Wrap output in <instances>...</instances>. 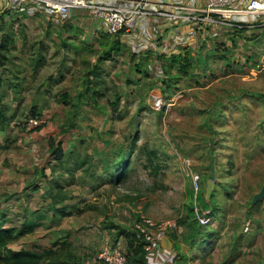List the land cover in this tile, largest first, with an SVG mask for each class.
<instances>
[{"label": "rangeland", "instance_id": "1", "mask_svg": "<svg viewBox=\"0 0 264 264\" xmlns=\"http://www.w3.org/2000/svg\"><path fill=\"white\" fill-rule=\"evenodd\" d=\"M69 19L21 21L0 35V225L37 227L13 247L69 240L86 259L105 229L136 231L144 214L177 222L165 235L172 264H264V198L254 201L264 186V35L225 38L227 58L209 56L202 66L194 58L188 75L167 63V77L149 60L138 70L124 48L97 62L112 36L87 37L83 20ZM35 115L38 125L29 121ZM59 144L62 161L52 154ZM127 153L126 179L112 181ZM51 179L54 193H68L70 213L34 209ZM198 204L211 209L206 227Z\"/></svg>", "mask_w": 264, "mask_h": 264}, {"label": "crops", "instance_id": "2", "mask_svg": "<svg viewBox=\"0 0 264 264\" xmlns=\"http://www.w3.org/2000/svg\"><path fill=\"white\" fill-rule=\"evenodd\" d=\"M99 1L111 5L127 7L133 13V22L127 30H124L116 35H110L112 36L111 41H113L114 39H118L120 41L121 48L117 52H120L123 48L127 49L128 54H130L133 60L136 61L138 65L136 68H138V70H141L142 68L140 66H143L144 62L148 63L149 60L152 61L155 70L161 69L163 71V66L167 65L168 60L172 55L178 53L185 54L186 52H191L193 57L196 58L195 61H198V64L202 66L204 64H207V59L209 56H215L217 54L215 50L216 45L218 42L226 43L225 38H229V43H231L230 38L235 39L237 38V36L243 34H247L249 36L264 35V14H242L237 16L236 20L242 25L241 27H238L240 28L238 29L237 27H234L227 22L220 21L216 17H209L204 19L203 17H205V14H198V9L199 7L204 5L205 0ZM248 1L250 0H242V2L244 3ZM18 5L21 6L20 9L18 8ZM197 14L198 18H193V16H196ZM0 17L3 19L2 24L4 26V29L0 32V34L2 32H6V29L7 31L10 30L12 24L16 25L21 21H42L49 18H59L57 14L49 12L42 5L32 2V0H0ZM68 18H70L69 21L72 22L73 20L76 21L77 19L79 22L83 20L84 24H82L83 26L81 27H84L83 33L87 35V37L94 35L97 36L100 32H107L102 19L90 15L88 12H86V10L79 8L74 9L70 13ZM47 23H45V25H47ZM72 26L73 28L78 27L76 23ZM57 27L58 30H60V26ZM80 32L81 30L77 31L76 29V31H68L66 34L79 35ZM229 43L226 44L228 45ZM2 51H4V49H2ZM115 53L116 52H114V54ZM257 60L264 61V50L260 52ZM151 65L152 64H150V67ZM150 69L153 68L151 67ZM145 70L146 72H149L147 69ZM0 77L5 79V76L2 77V75H0ZM53 183L54 179L47 181V186L45 187L44 194L40 195V205L34 209H39L41 206L49 205L50 208L53 206L56 207L57 215L62 213H70L71 211H68V208L70 209L72 206H67L66 204L67 198L69 196L63 201H60L56 205H54V198L52 197L51 193L53 191H50V189H52L53 187L52 185H54ZM36 185L37 186L35 188L41 187V183ZM57 185L63 186L61 182H59ZM29 187L30 186H27L26 190H28ZM28 194L32 196L33 192ZM72 196L73 194H70V197ZM72 199H75V197L70 198V203L68 202L69 204L76 202H72ZM13 211L15 210L12 209V212L9 211V215H14ZM52 215L54 216L55 214L52 213ZM19 222L21 224L12 222L10 226L20 228L24 224V220H19ZM3 226L6 225H0V227ZM36 229L37 227H34L33 230L27 232L22 236H19L10 244V246L15 249L13 246L20 237L29 235ZM110 237H115L117 243L124 250H128L129 244L127 237H125V235L123 234H113L112 228H109V230L105 229V232L102 234L100 240H98L100 241L99 244L94 247V251L97 252L104 244L106 239ZM70 242L68 240V243ZM162 242L163 238L159 239L155 242L154 248L150 252H147L146 264H172V257L174 255L173 243L171 248H166L163 246ZM86 245L89 247L94 246V244ZM36 246L37 245H34L33 247L36 248ZM71 246L73 249L75 246H73V242ZM46 247L47 246H43L42 249ZM24 248L28 247L24 245ZM73 251L76 254V260L79 262V264H82V262L80 261L81 259H84L87 264H95L94 251L91 255H87L86 259L85 257L77 254L75 249H73ZM167 259H170V261H167ZM44 264L55 263L44 262Z\"/></svg>", "mask_w": 264, "mask_h": 264}, {"label": "built area", "instance_id": "3", "mask_svg": "<svg viewBox=\"0 0 264 264\" xmlns=\"http://www.w3.org/2000/svg\"><path fill=\"white\" fill-rule=\"evenodd\" d=\"M32 2L57 14L63 21L68 20L74 9L86 10L90 15L101 18L106 31L112 35L127 30L133 22V13L129 8L107 4L99 0H32ZM18 8L20 9L21 6L18 5ZM198 10V14H205L204 19L216 17L220 21L238 28L242 25L236 20L237 16L264 14V0H250L245 3L242 0H205L204 5ZM198 14L193 18H198ZM29 121L35 125L42 122L39 116H30ZM193 177L196 182L199 181V175L196 174ZM197 187L199 188V185ZM196 209L200 224L202 226L209 225L212 221L211 209L201 204H198ZM135 229L143 241L145 251L150 252L154 248L155 242L164 238L169 232L177 230L178 224L173 219L156 220L142 214L135 224ZM94 261L95 264H128V253L117 242H113L110 237L95 253Z\"/></svg>", "mask_w": 264, "mask_h": 264}, {"label": "trees", "instance_id": "4", "mask_svg": "<svg viewBox=\"0 0 264 264\" xmlns=\"http://www.w3.org/2000/svg\"><path fill=\"white\" fill-rule=\"evenodd\" d=\"M3 19L0 18V32L4 29L2 24ZM243 24V23H242ZM240 29V28H238ZM1 35V34H0ZM234 41V38H232ZM64 44L67 43L63 40ZM222 47V48H221ZM80 48V47H76ZM121 48L120 41L118 39H114L113 41L109 42L107 45L102 46L101 51L98 53L97 62H102L106 59L112 58L114 52H117ZM4 49L3 45H0V63L5 64L4 59L7 58L6 52L2 51ZM216 52L217 54L215 57H219L222 59L227 58L230 48L226 46L224 42H218L216 45ZM168 63L171 66H176L183 75H188L190 71L194 69V57L191 52L178 53L172 55ZM170 67V66H169ZM94 71L98 70V64L93 65ZM163 70L166 71L167 74V66H163ZM148 74V72H146ZM2 81L3 78L0 77ZM97 96V95H95ZM2 97L0 96V103ZM37 116V115H35ZM6 113L0 104V124L3 125L7 122ZM30 117V116H29ZM51 146L53 144L51 142ZM150 153L155 158L158 154V150L153 149L150 150ZM53 157L56 161H62L65 156V151L60 146H54L52 150ZM129 154H125L122 157L121 162L117 168L113 171L111 176L112 181H123L126 179L128 175V165H129ZM116 172V174H114ZM61 186V185H59ZM59 191L52 193V197L54 198V205L58 202L63 201L68 197L67 192L60 191L61 187L58 188ZM52 189H50L51 191ZM28 225H30L29 228ZM35 225L31 223H24L22 227H15V226H3L0 227V264H44V262H50L55 264H79L76 260V254L72 249V246L68 242L61 243L60 248H55L54 245H58L60 241L55 242L52 247L50 248H37V249H28V248H20V249H13L10 244L19 236L26 234L27 232L33 230ZM125 234V237L128 239V264H146L147 262V252L143 247V241L139 238L137 231L135 230H120L119 234Z\"/></svg>", "mask_w": 264, "mask_h": 264}, {"label": "water", "instance_id": "5", "mask_svg": "<svg viewBox=\"0 0 264 264\" xmlns=\"http://www.w3.org/2000/svg\"><path fill=\"white\" fill-rule=\"evenodd\" d=\"M214 187V182L212 180L208 181V186H207V190H206V198H210V195L212 193V189ZM264 198V186L262 187L261 191L259 193L256 194L254 201L260 200ZM163 246L166 248H171L172 247V241L170 240V238L168 236H165L163 238V242H162Z\"/></svg>", "mask_w": 264, "mask_h": 264}, {"label": "clouds", "instance_id": "6", "mask_svg": "<svg viewBox=\"0 0 264 264\" xmlns=\"http://www.w3.org/2000/svg\"><path fill=\"white\" fill-rule=\"evenodd\" d=\"M211 224V223H210ZM202 226V225H201ZM203 227H206V226H203Z\"/></svg>", "mask_w": 264, "mask_h": 264}]
</instances>
